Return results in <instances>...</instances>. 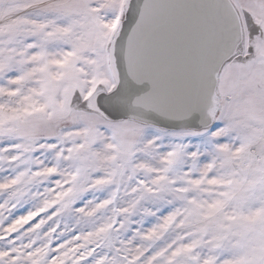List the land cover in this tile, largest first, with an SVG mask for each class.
Masks as SVG:
<instances>
[{"label": "snow or ice", "instance_id": "6c2138e0", "mask_svg": "<svg viewBox=\"0 0 264 264\" xmlns=\"http://www.w3.org/2000/svg\"><path fill=\"white\" fill-rule=\"evenodd\" d=\"M0 264H264V0H0Z\"/></svg>", "mask_w": 264, "mask_h": 264}]
</instances>
